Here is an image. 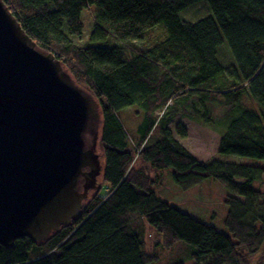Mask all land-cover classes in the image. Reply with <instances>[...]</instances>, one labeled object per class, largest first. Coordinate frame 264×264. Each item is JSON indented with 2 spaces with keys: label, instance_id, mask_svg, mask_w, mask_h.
Listing matches in <instances>:
<instances>
[{
  "label": "trees",
  "instance_id": "trees-1",
  "mask_svg": "<svg viewBox=\"0 0 264 264\" xmlns=\"http://www.w3.org/2000/svg\"><path fill=\"white\" fill-rule=\"evenodd\" d=\"M206 1L197 21L179 14ZM39 50L54 55L100 104L102 181L81 214L45 243L0 246V264H251L264 250V167L202 162L182 141L177 117L218 127V154L264 162V0H3ZM94 6L92 44L77 45L83 10ZM201 10V9H200ZM224 48L230 64L219 57ZM135 107L131 136L118 112ZM147 173L171 170L189 190L214 179L230 188L229 235L160 200ZM148 231L162 247L189 245L182 259L148 254ZM181 250V248H180Z\"/></svg>",
  "mask_w": 264,
  "mask_h": 264
},
{
  "label": "water",
  "instance_id": "water-1",
  "mask_svg": "<svg viewBox=\"0 0 264 264\" xmlns=\"http://www.w3.org/2000/svg\"><path fill=\"white\" fill-rule=\"evenodd\" d=\"M101 126L100 104L0 0L1 247L45 243L81 214L102 172Z\"/></svg>",
  "mask_w": 264,
  "mask_h": 264
},
{
  "label": "rangeland",
  "instance_id": "rangeland-1",
  "mask_svg": "<svg viewBox=\"0 0 264 264\" xmlns=\"http://www.w3.org/2000/svg\"><path fill=\"white\" fill-rule=\"evenodd\" d=\"M207 6L206 1H203L195 6L188 8L186 11L181 12L179 14L181 19L187 20L189 22H197L208 15H210L209 11L206 10L203 12V8L201 7L199 10L197 9L199 6ZM97 9L94 6H90L87 9L83 10L81 15V20L84 25L83 34L81 37L73 38V42L77 45L85 46V45H94L99 47H117L120 46V42L116 39L109 37L107 43L105 45L100 44H92L90 42V36L94 29V14ZM219 57L222 58L226 64H230V57L224 48H221L219 51ZM64 69V68H63ZM136 109L135 107H130L127 109H123L118 112L119 119L121 120L123 126L128 131L131 136H134V130L136 125L138 124V118L136 117ZM181 122L188 130V137L182 141V144L187 148L189 152H191L198 160L202 162H210L214 160H223L228 161L230 163H238V164H249L252 166H261L264 167L263 161H254L251 159H243L239 157H229L222 156L218 154V143H219V134L217 132L218 127L215 125H200L197 121L183 119L181 117H177L175 123ZM100 133L98 136L97 142V154L100 158V163L103 166V151L100 147ZM142 165L137 162L135 165L136 169H139ZM145 168L144 166H142ZM144 172L147 173L145 168ZM148 180L152 179L153 183V191L158 199L163 200L169 205L176 207L183 213L190 215L191 217L214 227L217 231L229 235V232L225 226V219L229 207L225 204V198L231 194L230 188L224 183L209 179L202 184L191 188L189 190H182L180 187L175 185L172 180V171L164 170L158 171L157 173L151 172L147 173ZM96 190H91L88 193V198L85 202L89 201L96 191L101 187V195H105L106 191L104 187V183L102 181V176L97 178ZM254 187L261 192L264 193V175L262 176L261 184L254 183ZM83 203V205L85 204ZM147 228V242L148 247L146 252L148 254H153L152 252L160 243V238L148 231ZM181 248V250H180ZM156 251V254L160 256L162 261L166 263V261L182 259L189 251H193V249L184 243H178L173 249L165 250L159 248ZM252 259L251 264H264V250H262L259 254L250 257ZM193 262H186V264H192Z\"/></svg>",
  "mask_w": 264,
  "mask_h": 264
},
{
  "label": "crops",
  "instance_id": "crops-1",
  "mask_svg": "<svg viewBox=\"0 0 264 264\" xmlns=\"http://www.w3.org/2000/svg\"><path fill=\"white\" fill-rule=\"evenodd\" d=\"M157 176H158V173H157Z\"/></svg>",
  "mask_w": 264,
  "mask_h": 264
}]
</instances>
